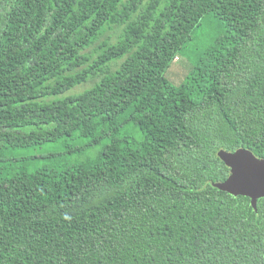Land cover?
Returning a JSON list of instances; mask_svg holds the SVG:
<instances>
[{
	"label": "trees",
	"instance_id": "trees-1",
	"mask_svg": "<svg viewBox=\"0 0 264 264\" xmlns=\"http://www.w3.org/2000/svg\"><path fill=\"white\" fill-rule=\"evenodd\" d=\"M67 137L107 142L0 177V264H264V198L213 186L220 150L264 159V0H0V159Z\"/></svg>",
	"mask_w": 264,
	"mask_h": 264
},
{
	"label": "rangeland",
	"instance_id": "rangeland-1",
	"mask_svg": "<svg viewBox=\"0 0 264 264\" xmlns=\"http://www.w3.org/2000/svg\"><path fill=\"white\" fill-rule=\"evenodd\" d=\"M226 34L225 28L219 20H216L213 16H207L194 33L187 48L180 52V58L171 64L167 72V77L170 82L176 86L183 83L193 70L198 53L215 45V43L224 38ZM88 87L89 85L79 87L74 92H81ZM129 133H133L134 136H139L137 132L126 127L122 130L121 136ZM106 142L107 140H103L102 143L92 146L88 139H71L67 137L56 142H50L39 146L8 149L0 159V177L12 176L22 168L29 172H33L43 166L44 163L46 165H55V163L61 165L62 163L60 161L63 159L64 163L92 160L101 152ZM68 148H81V150L74 151L71 153L72 155H69L72 161L68 160V157L65 158L67 152H69ZM52 161L56 162L52 163Z\"/></svg>",
	"mask_w": 264,
	"mask_h": 264
},
{
	"label": "water",
	"instance_id": "water-1",
	"mask_svg": "<svg viewBox=\"0 0 264 264\" xmlns=\"http://www.w3.org/2000/svg\"><path fill=\"white\" fill-rule=\"evenodd\" d=\"M218 156L231 173L225 181L213 186L235 197L250 198L257 209L258 201L264 198V159L243 148L233 152L222 149Z\"/></svg>",
	"mask_w": 264,
	"mask_h": 264
},
{
	"label": "built area",
	"instance_id": "built-area-1",
	"mask_svg": "<svg viewBox=\"0 0 264 264\" xmlns=\"http://www.w3.org/2000/svg\"><path fill=\"white\" fill-rule=\"evenodd\" d=\"M176 60H178V58H176Z\"/></svg>",
	"mask_w": 264,
	"mask_h": 264
}]
</instances>
